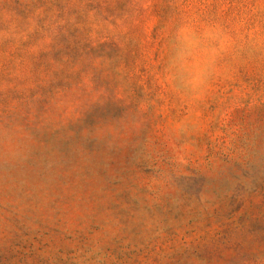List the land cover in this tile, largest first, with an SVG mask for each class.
<instances>
[{"label":"rangeland","instance_id":"374dc122","mask_svg":"<svg viewBox=\"0 0 264 264\" xmlns=\"http://www.w3.org/2000/svg\"><path fill=\"white\" fill-rule=\"evenodd\" d=\"M117 21L136 37L125 49ZM216 66L203 99L170 92ZM128 113L138 128L95 134ZM178 157L229 164L216 207ZM258 250L264 0H0V264H249Z\"/></svg>","mask_w":264,"mask_h":264},{"label":"clouds","instance_id":"9594fccd","mask_svg":"<svg viewBox=\"0 0 264 264\" xmlns=\"http://www.w3.org/2000/svg\"><path fill=\"white\" fill-rule=\"evenodd\" d=\"M5 21L10 20L14 13L12 12H5L4 14ZM118 27L111 28L110 32L113 33L114 39H116L117 44L121 49H125L126 45H128L131 41L136 39L135 34L129 31L131 25H125L121 21H117ZM15 25L14 23L10 25V30ZM179 26L177 27V30ZM116 33H119V37H116ZM9 33H4L5 37H7ZM219 48V45H216ZM99 64V61H96ZM117 73H120L121 76L126 75L128 77V82L131 83L132 80L138 76L135 67L125 68L123 64L115 69ZM219 68L216 66L215 69L210 68L208 72L202 75L199 79H185L183 82H177L174 78L170 84V92L176 96L185 99L188 103H193L198 99H203V97L212 89V85L215 79L216 74L218 73ZM87 83V80L85 81ZM91 87V85H89ZM120 89H118V92ZM122 98L118 95L117 97ZM67 104L69 111H72L73 108L79 106L81 101L75 100L72 97H69L67 100L64 101ZM141 110L143 109V105L140 106ZM139 116L138 113L133 115L131 113L125 114L117 124H108L103 127H97L96 135L97 136H106L111 135L116 137L117 135L123 133L127 135L132 128L139 127ZM177 161L180 165H188L190 166L195 172L199 173V178L203 181H207L208 183L202 188L197 189L196 194L199 195L201 202L208 201V207L214 208L218 205L219 199L209 195V187L211 183L216 179L217 176L223 175L226 170L229 168V164L219 160V159H210V160H203V159H193L189 157V159H184L183 157H178ZM182 179H189L194 180L196 179L195 174L189 173H182ZM249 264H264V250H258L254 255L253 258L249 261Z\"/></svg>","mask_w":264,"mask_h":264}]
</instances>
